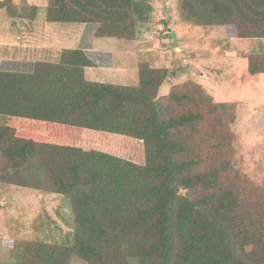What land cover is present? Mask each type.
I'll return each instance as SVG.
<instances>
[{
    "label": "trees",
    "instance_id": "1",
    "mask_svg": "<svg viewBox=\"0 0 264 264\" xmlns=\"http://www.w3.org/2000/svg\"><path fill=\"white\" fill-rule=\"evenodd\" d=\"M48 1L46 21L85 25L89 42L134 41L151 11L137 0ZM178 2L183 23L264 39V0ZM4 8L29 20L37 9ZM95 66L73 49L31 71H0V119L125 135L145 150L136 164L0 122V184L61 195L73 215L68 244L13 240L20 264H264V186L236 165V105L215 102L195 82L159 98L169 70L149 63L138 64L137 86L87 80ZM248 73L264 75V54L249 56Z\"/></svg>",
    "mask_w": 264,
    "mask_h": 264
},
{
    "label": "rangeland",
    "instance_id": "2",
    "mask_svg": "<svg viewBox=\"0 0 264 264\" xmlns=\"http://www.w3.org/2000/svg\"><path fill=\"white\" fill-rule=\"evenodd\" d=\"M4 1L16 8L36 6L37 9L33 20L24 19L19 12L12 17L6 8L0 10V71H31L33 64L30 63L36 61L57 63L61 51L58 47H77L76 39L83 25L46 22L48 0H0ZM137 1L150 6L151 11L138 24L136 39H95V49L109 53L110 60H99L98 67L86 69V79L137 86L138 64L149 63L154 68L169 70L159 98L167 96L175 86L195 82L215 102L234 103L237 118L232 130L237 137L236 165L255 184L264 186V75L248 73V58L264 54V39H231L224 27L183 23L178 14V0ZM44 31L49 34L45 38L41 37ZM31 36L39 45L46 43L53 49L14 47L16 42L28 44L26 41ZM13 59L24 63H12ZM2 121L33 134L38 140L70 143L46 125L23 119ZM76 134L79 141L73 143L83 148L107 152L136 164L145 163L144 145L139 140L90 130ZM72 226L73 215L65 197L0 184V264H20L21 252L10 248L13 240L68 244L73 238ZM71 264L86 263L74 257Z\"/></svg>",
    "mask_w": 264,
    "mask_h": 264
},
{
    "label": "crops",
    "instance_id": "3",
    "mask_svg": "<svg viewBox=\"0 0 264 264\" xmlns=\"http://www.w3.org/2000/svg\"><path fill=\"white\" fill-rule=\"evenodd\" d=\"M45 21H46V17H45ZM87 32L88 31L86 29V26L83 25L82 32L80 33L79 37H77V39H76L77 40L76 42H78V44H77V47H75V49H82L86 53L88 58H90L95 63L96 66L94 68H96V67H98L99 60H101L103 62H104V60H110L109 59L110 58V54L109 53L107 54V53H105L103 51H99V50L95 49V44H94V40L95 39L92 42H89L88 38H89L90 35ZM43 34L44 35L41 36L43 38H45L46 35H49L45 31H44ZM33 37L34 36H31L30 39H28V41H26L28 44L20 45L19 43L16 42L14 47L21 46V47L26 48V49L37 47L35 49H43V50H52L53 49V46L47 45L46 43H44V45H39L38 43L35 42L36 39H33ZM19 40H21V39H19ZM58 50L63 51V50H73V49H67V48H64V47H58ZM11 61H12V63L21 62V61H19V59H13ZM107 62H109V61H107ZM21 63H24V62H21ZM25 64H29V63L26 62ZM30 64L34 65V63H30ZM108 66L109 67H113V65L111 63H108ZM23 67H26V65H23ZM86 69H88V68H86ZM86 69H85V73H86ZM89 69H93V68H89ZM9 71L24 72L23 70H19V69H12V70H9ZM95 82H99V81H95ZM49 129H51L52 131H55L53 128L49 127ZM55 132H58V134H60V135L62 134L63 136H65L66 139L70 143L79 141L78 140V135L76 134L78 132L75 131V130L69 131L68 133H65L64 130H57ZM79 133H82V132H79Z\"/></svg>",
    "mask_w": 264,
    "mask_h": 264
},
{
    "label": "water",
    "instance_id": "4",
    "mask_svg": "<svg viewBox=\"0 0 264 264\" xmlns=\"http://www.w3.org/2000/svg\"><path fill=\"white\" fill-rule=\"evenodd\" d=\"M167 0H164V2L166 3ZM170 33L173 35V37H175V34L170 30Z\"/></svg>",
    "mask_w": 264,
    "mask_h": 264
}]
</instances>
